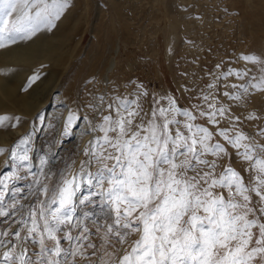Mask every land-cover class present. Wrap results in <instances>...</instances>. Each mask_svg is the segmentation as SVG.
<instances>
[{"label": "rangeland", "instance_id": "obj_1", "mask_svg": "<svg viewBox=\"0 0 264 264\" xmlns=\"http://www.w3.org/2000/svg\"><path fill=\"white\" fill-rule=\"evenodd\" d=\"M54 23L50 29L41 25L30 39H21L23 34H17L15 43H9L6 36L0 40L5 44L0 47V65L9 62V52L15 54L16 48L33 46L36 54L44 45L49 46L44 49L52 50L51 58L45 60L37 58L26 63L13 59L16 63L0 66L13 73L6 75L3 82L16 83L20 95L29 84L42 87L32 111H19L9 104L0 109V117L11 118L0 126V132L7 137L0 144V179L8 185H0V191L7 193L4 211L9 213L0 217V234L8 233L0 235V240L5 241L0 254L13 245L17 252L21 251L23 241L14 234L19 231L21 238L27 235L23 221L37 198L45 199L43 186L51 189L64 176L80 173L81 162L88 159L85 149H90L94 138L102 135L91 132L89 125L90 121L93 125L100 122V115L88 107L97 96L112 102L114 97L135 99L147 92L139 100L145 122L154 107L166 108L168 99L174 98L179 108L197 117L194 123L213 132L228 129L230 136L243 132L250 138L247 142L264 145V90L250 86L252 76H261L262 65L241 58L251 55L264 61V0H69V7ZM229 70L249 74L243 79H225L223 74ZM36 76L39 78L33 83ZM232 85H244L248 91ZM224 93L240 99H231ZM210 104L228 110L224 118L217 114V126L200 116L201 111H213ZM70 115L74 117L71 124ZM250 115L256 118L248 119ZM22 138L28 142L21 144ZM213 141L233 153L218 135ZM25 149L29 161L20 163L13 158V152L23 154ZM41 160L47 163L42 165ZM229 162L247 183L250 174L243 171L247 164L234 154L231 161L227 157L220 161L217 173ZM95 170L90 167V171ZM13 189L20 190L15 197ZM87 191L85 188L79 195ZM100 200L93 197V203L77 205V216L87 212L92 220L103 224L107 208ZM85 224L91 235L82 242L79 254L69 257L70 264H101V259L116 264L118 256L137 238L135 234L130 236L123 246L115 238L105 244L101 240L105 229L97 232L89 220ZM79 231L74 229L73 235ZM89 241L97 246L95 255L87 247ZM61 244L71 247L63 240ZM26 246L38 251L31 241Z\"/></svg>", "mask_w": 264, "mask_h": 264}, {"label": "snow or ice", "instance_id": "obj_2", "mask_svg": "<svg viewBox=\"0 0 264 264\" xmlns=\"http://www.w3.org/2000/svg\"><path fill=\"white\" fill-rule=\"evenodd\" d=\"M68 7L69 0H0V40L6 36L9 43H15L17 34L30 39L41 25L55 27L54 21ZM241 58L262 65L261 76H252L250 86L264 90V61L251 55ZM248 74L229 70L223 77L243 79ZM38 78L33 77L32 82ZM232 87L248 91L244 85ZM144 95L147 92L135 99L114 97L112 102L97 96L96 102L88 105L100 115V122H89L90 131L102 135L85 149L88 159L81 162L80 173L64 176L51 189L43 186L45 199L37 198L23 221L27 235L21 238L19 231L14 234L23 241L21 251L13 245L0 254V264H70L69 257L78 255L84 247L82 242L91 235L85 220L97 232L105 229L101 237L105 244L115 238L123 246L130 236H137L116 264H264V145L247 142L250 138L243 132L230 136L228 129L213 132L194 123L197 117L179 108L174 98L168 99L166 108L154 107L145 122L139 102ZM224 95L240 99L238 95ZM209 108L213 111H201L200 116L217 126V114L224 118L228 110L214 104ZM73 118L69 116V124ZM9 119L0 117V126ZM15 119L19 122L18 117ZM214 135L221 137L233 153L214 142ZM27 142L22 138L20 143ZM27 151L13 152V158L20 163L29 161ZM233 154L247 164L243 169L250 174L247 183L230 162L222 172L216 171L220 161L225 157L231 161ZM46 163L41 160L42 165ZM90 167L96 170L90 171ZM0 185L8 187L4 179ZM85 188L89 191L79 195ZM19 191L13 189V196ZM6 194L0 191V217L9 215L4 211ZM93 197H100L101 205L107 208L103 224L92 220L87 212L77 216V205L91 204ZM74 229L80 230L78 235H73ZM61 240L71 247H64ZM27 241L38 251L26 246ZM46 241H51V246ZM0 246H5V241L0 240ZM87 247L96 254L95 243L89 241ZM101 264L108 262L101 259Z\"/></svg>", "mask_w": 264, "mask_h": 264}, {"label": "bare ground", "instance_id": "obj_3", "mask_svg": "<svg viewBox=\"0 0 264 264\" xmlns=\"http://www.w3.org/2000/svg\"><path fill=\"white\" fill-rule=\"evenodd\" d=\"M44 47H49V46L44 45L42 47L43 50L37 54H36V52H34L32 50L33 46L32 47L16 48L13 50L16 52L15 54L13 52H9L10 50L8 48V50H9L8 52L11 53L10 54L11 57H9V59H8L9 62H4L3 65H0V66L5 67V64L9 65L11 63H16V62L12 61L13 59L27 63V61L36 60L37 58L39 60L40 59L45 60L46 58H51L52 52H50V51H52V50L48 51V48L44 49ZM12 53H13V55H12ZM5 55H6V53H5ZM61 55H62V53H61ZM1 67H0V109L2 110L3 106H7V104H9V105L13 106L14 108H17L19 111H24V112L32 111V109L34 108V104L36 102V100H34V99H37V97L41 94L40 92H41L42 87L41 88H35L33 85L30 87L28 86L27 90L24 92H21L23 94L20 95L17 91L16 83L13 84V83L3 82V81H5L6 75H13V73L10 70L7 71L6 69L1 68ZM23 76H24V74H23ZM10 80L14 81V79H12V78ZM43 85L45 86V83H43ZM44 86H43V88H44ZM6 139H7V137H4V134L2 132H0V144L4 143L6 141Z\"/></svg>", "mask_w": 264, "mask_h": 264}]
</instances>
